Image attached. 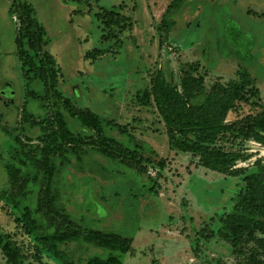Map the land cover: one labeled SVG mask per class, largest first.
Wrapping results in <instances>:
<instances>
[{
	"label": "rangeland",
	"instance_id": "374dc122",
	"mask_svg": "<svg viewBox=\"0 0 264 264\" xmlns=\"http://www.w3.org/2000/svg\"><path fill=\"white\" fill-rule=\"evenodd\" d=\"M22 1L33 6L45 29L48 50L60 70L57 89L76 108L134 126L132 138L116 136L112 127L105 126L104 134L120 138V146L139 150L148 160L142 162L144 174L95 153L85 155L81 165H63L54 182L60 190L57 205L75 221L82 220L86 228L117 232L132 240V255L77 241L83 256L116 255L121 264H237L228 243L216 234L218 218L232 209L242 181L196 166L188 154L171 151L159 117L151 107H139L135 94L150 90L155 71L177 85L189 65H197L208 89L215 82H235L238 69L245 66L257 95H245L247 99L240 101L228 120L261 110L264 0H186L172 18L174 26L167 39L156 26L171 0ZM9 5L10 0H0V233L10 234L30 256L35 251L13 222L8 201L14 197L21 207L34 209L44 188L40 176L33 179L35 170L28 163L31 156L40 157L38 149L33 152L39 146L38 131L23 120L21 109L39 120L50 116L53 106L50 101L40 106L25 93L14 43L18 21L8 13ZM108 10L118 11L126 25L116 38L102 43L96 15ZM225 28H231L234 37L223 34ZM99 49L102 56L86 58L87 52ZM31 88L41 90L37 84ZM83 150L96 149L84 146L78 151ZM244 153L249 158L238 161L236 167L250 166L258 158L264 162V148L255 142H245ZM20 160H26L25 167ZM158 160L163 168L157 167ZM4 164L19 168L26 180L23 195L13 196ZM101 165L106 167L104 172ZM40 259L44 264H60L46 253ZM27 262L34 264L32 259ZM0 264H5L1 254Z\"/></svg>",
	"mask_w": 264,
	"mask_h": 264
},
{
	"label": "trees",
	"instance_id": "16d2710c",
	"mask_svg": "<svg viewBox=\"0 0 264 264\" xmlns=\"http://www.w3.org/2000/svg\"><path fill=\"white\" fill-rule=\"evenodd\" d=\"M184 1L171 0L161 16L156 29L162 32L164 39H167L173 28L172 18ZM117 12L108 10L96 15L102 26V43L116 38L126 25V18ZM8 13L15 15L18 21L14 43L25 81V93L32 100L39 101L42 104L40 106L50 101L53 111L50 116L37 120L23 107L21 109L23 120L31 129L38 131L35 138L39 146L33 152L38 149L40 157L31 156L28 163L35 170L33 179L37 181L40 176L44 188L39 192L34 209L25 205L21 207L14 197L8 199L13 222L22 234L28 236V246L35 252L26 256L10 234L0 233V254L4 263L29 264L27 260L32 259L34 264L35 261L44 264L40 258L41 254L46 253L60 264H121L116 255L106 258L83 256L82 248L75 243L77 241L132 255V240L117 232L86 228L81 225L82 220L72 219L57 205L60 190L54 182L55 177L64 171L63 165H81L83 157L89 153L106 160H116L136 173L144 174L146 168L142 162L147 163L148 160L142 158L139 150L120 146L117 142L120 138L116 137L132 138L136 128L117 124L113 120H103L89 109L74 107L72 101L57 89L60 70L54 55L48 50L49 40L33 6L22 0H10ZM229 25L230 22L226 27ZM230 29L225 28L223 34L234 37ZM239 31H236L237 39L241 34ZM102 53L101 49L93 50L87 52L86 58L99 57ZM205 56L208 57V53ZM189 68L177 85L163 74V77L158 76V71H155L151 76L150 90L136 92V103L139 107L153 109L163 125L167 146L175 154H188L196 166L242 181L243 187L238 191L232 209L218 218L216 235L228 243L232 254L238 259L237 264H263L264 162L258 158L250 166L236 165L238 161L249 158L244 153L245 142L252 141L264 148V107L254 114L228 120L230 113L239 108L240 101L242 103L243 99H247L245 95H257L255 81L244 66L238 69L235 82L227 85L215 82L207 89L197 65H189ZM32 84H37L41 90H33ZM104 126L112 127L116 138L106 136ZM26 139L29 142L31 137L27 136ZM18 142L22 143L19 139ZM84 146L96 150L79 152ZM19 164L25 167L26 160H20ZM156 165L163 168V161L158 160ZM4 169L12 185L13 196L23 195L26 180L21 177L19 168L4 164ZM105 169L101 165V171ZM150 189L153 191V186ZM37 218L45 222V227ZM46 228H51V231H42Z\"/></svg>",
	"mask_w": 264,
	"mask_h": 264
}]
</instances>
